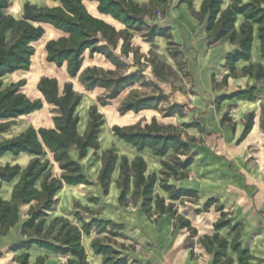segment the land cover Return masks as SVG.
Segmentation results:
<instances>
[{
    "label": "crops",
    "instance_id": "1",
    "mask_svg": "<svg viewBox=\"0 0 264 264\" xmlns=\"http://www.w3.org/2000/svg\"><path fill=\"white\" fill-rule=\"evenodd\" d=\"M9 1L11 3V0ZM203 1L192 0L196 12H200ZM27 2L38 7L58 6V3L51 0H22L15 13L11 12V4L6 14L16 19H22L24 5ZM135 2L147 5L151 0H135ZM168 2L170 9L167 16L148 17L146 22L150 26L157 25L161 28L171 29L173 40L184 56L183 59L179 58L183 67L181 70L168 53L169 46L166 38L155 37L152 43H148L143 37L145 32L130 30V33L133 34L132 47L140 49V52H144L143 55L147 57H149L148 53L153 51L158 59L169 65L185 83L184 85L182 82L180 83L182 88H174L176 83L173 77H170L166 82H160L153 74L151 66L149 72H146L147 68L142 69L143 75L147 76L148 74L149 76H145L147 81L157 83L166 95H171L172 105H184L190 110H185L184 117L179 115L164 116L160 110L162 104L157 110H145L139 114L130 112L121 116L118 108L129 98L125 96L126 91H136L134 89L140 83L124 90L109 106H100L98 98L108 93L106 89L96 88L87 92L79 83L78 78L72 79L68 75L66 65L58 68L55 64L46 61V44L51 40L65 36L64 33L48 24H42L45 30L43 38L32 44L35 48V55L32 58L30 71H18L3 78L5 86L25 81L26 85L22 88V92L31 99H42L43 101L44 97L37 89L41 78L56 79L60 92L63 91L66 83L71 82L74 90L83 95L82 102L78 107L80 116L78 133L81 136L87 131L89 110L92 106L96 105L104 117L105 122L99 135V150L89 149L87 157L80 160L77 148L70 149V156L79 161L83 173L91 185L64 184L55 196L53 209L48 212L46 227L48 228L56 218H65L73 225L82 228V223L76 217L77 213L87 223L99 220L121 225L123 229L118 232L122 237L115 239L117 245L114 247L122 253L123 257L127 258L128 264H214V256L199 243V239L219 234L231 244L239 233L238 243L252 256L249 264H264V128L262 126L264 57L257 27L253 34L250 59L240 60L235 64L236 76L234 77L231 75V69L226 67V60L229 54L239 50V46L230 42H222L215 37L209 38L206 25L201 24L191 14L187 4L180 5V0H168ZM83 3L91 15L112 25L117 31L126 29L123 24L111 16L101 14L98 11L97 2L83 0ZM229 4L230 0H224L223 9H226ZM243 22L244 18L239 16L236 22L237 32L240 31L239 28ZM122 45L123 41L121 40L115 52L116 55L126 63L131 61V68L127 74L136 72L140 69L139 65L135 64L133 54L130 53L129 57L122 56ZM37 46L40 47L39 51ZM251 66L262 67L263 76L261 79L256 78V70L252 74L244 73ZM93 68L116 70V67L103 55L91 56L90 52L86 51L80 74ZM184 70L185 73L188 72L192 76L190 82L184 80L181 73ZM226 76H228L227 83H224ZM27 83L34 89L32 96H29L25 91ZM252 88L256 89V100H240L233 97L237 93L249 91ZM115 103L117 105L113 107ZM52 108L45 102L42 110L14 120V124L7 131L11 133V136H6L7 132H5L1 136L6 137L0 140L16 137L29 127L36 130L40 128L54 129ZM250 114H254L252 129L244 135ZM135 115L140 118L137 123H128V120H125ZM173 117H177V120ZM154 118L161 125L180 128L182 140L190 146L193 163L185 171L187 177L184 179L171 177L168 181L169 184L179 189L191 190L198 194L195 201L186 199L175 202L178 214L190 220L192 227L197 230L196 236H191L187 229L175 230L176 217L173 215H162L157 222L154 221L155 215L151 218L147 217L142 212L141 201L137 206H121L118 201L121 191L116 185L119 177L118 167L113 173L108 196L103 194V189L98 182L102 162L96 155L101 156L104 151L110 149H113L119 156H126L130 160L143 157L147 164L146 175L156 173L159 178L161 177L162 161L169 160L174 155L173 151L163 158L154 156L151 149L139 152L133 146L114 136L112 131L115 125L127 127L141 123L144 126L150 124ZM19 121L20 124L23 123L22 126L16 123ZM8 122L10 121H0V124ZM193 122L198 123L201 130L196 127H183L184 124ZM91 155L95 156V158L93 157V172H89L85 167L90 162ZM33 158L34 156L28 154H21L17 157L6 154L0 158V166L18 165L25 169ZM181 158L185 159L184 156ZM44 160H49L52 168L49 179H61L62 170L54 161L53 155L48 153ZM19 181L20 177L11 183L0 180V200L11 201L14 187ZM36 187L41 190V180ZM155 194L165 198L167 203H171L169 194L160 187L159 182L155 186ZM91 198H97L98 202L91 201ZM210 200H215L216 204L204 211L206 203ZM36 204L33 202L28 205H19L17 225L5 236L0 233V264H19L18 259L25 254L29 255L28 264H66L70 258V256H61L38 246H33L29 250L13 249L24 242L36 240L35 237L22 235V227L30 218V209ZM217 207L223 208L225 221L230 224L229 227L217 230L218 222L222 218V213L217 210ZM196 210H201L202 213L197 214ZM203 214H207L208 218L204 223H198L194 216ZM232 228H236V231ZM107 236V232L100 233L97 228H93L90 235L82 236V245L89 264H104V256L95 254L92 243L95 239ZM128 244H132L133 247H129ZM228 256L232 258L233 264H238L236 253L228 250ZM40 260L42 263H38Z\"/></svg>",
    "mask_w": 264,
    "mask_h": 264
},
{
    "label": "trees",
    "instance_id": "2",
    "mask_svg": "<svg viewBox=\"0 0 264 264\" xmlns=\"http://www.w3.org/2000/svg\"><path fill=\"white\" fill-rule=\"evenodd\" d=\"M58 3L56 7H38L27 2L24 5L22 19H16L7 15L10 8L9 0H0V121H10L0 124L1 135L7 132L14 124V120L28 116L44 108V103L51 105L53 113L54 129L40 128L36 130L29 127L16 137L8 140H0V158L6 154L17 157L21 154L34 156L29 165L22 169L20 166H0V180L11 183L17 177L20 181L15 185L11 201L0 200V226L1 235L5 236L14 228L19 221V205L31 204L29 220L22 227V235L35 237L36 240L24 242L14 250L31 249L33 246L52 251L61 256H70L66 264H89L86 251L82 245V236L90 235L93 228L100 233L107 232L105 238L95 239L92 247L96 255L104 256V264H128L127 258L114 247L117 245L116 238L122 237L119 230L123 226L113 222L93 220L90 223L83 221L79 213L76 214L78 221L83 225L79 228L65 218H56L46 227V218L55 205V196L63 188V185H91L83 173L79 161L72 159L70 149L76 147L79 152V159L87 157L89 149L99 150V135L104 125V117L98 111V107L92 106L89 110V124L86 133L81 136L78 133L80 116L78 107L83 95L74 90L71 82L64 85L60 92L58 81L51 78H41L37 85L38 91L43 95L42 99H31L22 92L26 85L25 81L12 83L5 86L3 78L18 71H30L32 58L35 55L33 43L40 41L45 35L42 24H48L61 31L65 36L49 41L45 48L47 52L46 61L55 64L58 68L66 65L68 75L72 79L78 78L87 92L96 88H103L108 93L98 98V104L107 107L117 99L120 94L137 83L150 84L157 90L153 95H141L133 92L132 95L118 108L121 116L133 112L139 114L145 110H157L159 106L169 100L155 82H148L144 79L143 70L139 69L130 74L121 75L119 70L122 67V59L116 55L119 42L122 40V56L129 57L138 49L132 48L133 34L145 32L144 40L152 43L155 37H164L168 40L169 55L176 62L179 70L183 54L179 46L174 42L170 28H161L157 25H148L146 18L162 15L167 16L170 5L168 0H151L147 5H140L135 0H88L98 3V11L103 15L111 16L114 20L123 24L126 29L117 31L115 27L91 15L85 7L83 0H51ZM179 4H187L191 14L201 23L206 25L209 38H217L222 42H230L239 46V50L227 56L226 67L234 72L235 64L240 60H249L253 42L255 27L261 42L262 56L264 57V0H230V4L223 9L224 0H204L200 12L193 8L192 0H180ZM242 16L244 22L236 30L238 17ZM89 51L91 56L103 55L111 62L116 70H104L101 68L90 69L81 73L84 62V54ZM145 61L153 68V74L160 82H166L170 77H176V72L160 61L157 55L151 51L150 57L145 56ZM136 64L142 66L139 60ZM185 64V63H184ZM256 70V78L263 76L262 67H249L244 73L252 74ZM228 76L224 78L227 83ZM255 88L235 94L233 97L240 100H256ZM186 106L173 104L162 112L166 117L179 115L185 116ZM262 126L264 128V104L262 105ZM254 114L248 116L244 135L248 134L253 125ZM184 128H200L196 122L184 124ZM114 136L123 142L133 146L141 152L151 149L154 156L166 157L170 151L174 155L169 160H163L161 177L154 173L146 175L147 164L143 157L130 160L126 156H119L113 149L104 151L97 156L102 162V168L98 176L103 194L109 195L112 176L116 168H119V177L116 181L121 191L119 204L123 207L137 206L141 201L142 212L149 218L154 215L155 222L162 215H173L176 217L174 229H187L191 236L198 234L192 227L190 220L178 214L175 205L177 201L186 199L195 201L198 194L191 190L179 189L169 184L168 179H184L187 177L185 171L193 163L190 156V146L182 140V131L175 126H164L154 118L150 124L142 126L141 123L120 127L113 126ZM194 141V140H192ZM51 153L54 161L62 170L61 179H49L51 165L49 160L44 158ZM185 157L182 159L181 157ZM41 180V190H38L37 183ZM160 187L169 194L171 203L155 194V186ZM98 202L97 198L90 199ZM216 204L215 200L206 203L204 211ZM222 213L218 222L217 230L229 227L225 221V213L222 207H217ZM197 214L201 210L195 211ZM109 229V230H108ZM236 231V228H232ZM237 233L230 244L219 234L204 236L199 243L206 248L208 253L214 256V264H233L232 258L228 256V250L238 256V264H249L252 256L242 249L238 243ZM19 264H28L29 255L25 254L18 259ZM38 263H42L40 260Z\"/></svg>",
    "mask_w": 264,
    "mask_h": 264
},
{
    "label": "rangeland",
    "instance_id": "3",
    "mask_svg": "<svg viewBox=\"0 0 264 264\" xmlns=\"http://www.w3.org/2000/svg\"><path fill=\"white\" fill-rule=\"evenodd\" d=\"M21 1L22 0H11V4H12V7H11V12L12 13H15L17 10H18V7H19V5H20V3H21ZM118 28H120V27H118ZM132 48H134V47H132ZM39 49H40V47H38L37 46V50L39 51ZM136 48H134V50H135ZM131 54H133V56H134V60H135V64H136V61L137 60H139V62L142 64V66H140V69H145V68H147V70H146V72H149L148 70H149V67H150V65H148L147 63H146V61H145V56L143 55L144 54V52H140V49H138V53H136V54H134L133 52H131ZM149 54V57H150V52L148 53ZM130 55V54H129ZM128 63H126V61H124V60H122V67H121V69L118 71L119 72V74H121V75H126L127 74V72L129 71V69L131 68V61H127ZM137 65V64H136ZM182 73V76H183V78H184V80L186 81V82H190L191 80H192V76L187 72V73H185V70L183 71V72H181ZM146 76V75H145ZM145 76H144V79H142V81H144L145 82ZM146 77H149L148 76V74H147V76ZM174 79V82L176 83V87L174 86V88H182L181 86H180V83L182 82L183 83V85L185 84L182 80H181V78L179 77V76H176V77H174L173 78ZM147 81V80H146ZM148 82H151V81H148ZM33 88H31V86L27 83V86L25 87V91L27 92V94L29 95V96H32L33 95ZM134 90H136V91H134V92H138L139 94H141V95H153V94H156L157 93V90L156 89H154L150 84H146V83H140L138 86H136V88L134 89ZM132 93L133 92H131V90H127L126 91V93H125V96H127V97H130L131 95H132ZM171 96V95H170ZM170 96H169V100L167 101V102H165V103H163L162 105H161V108H160V110H164L165 108H167L168 106H170V105H172V103H171V101H173V98H170ZM175 102V101H174ZM115 105H117V103H115V104H113V107H115ZM188 109V108H187ZM186 109V111H190L189 109L187 110ZM161 111V112H162ZM160 113V112H159ZM160 115H162V114H160ZM174 119H176L177 120V117H173ZM125 120H128L127 122L128 123H137L139 120H140V118H139V116H130V117H128V118H126ZM24 122V121H23ZM18 125H20V126H22L23 125V123L22 124H20V121L19 122H16ZM27 123V122H26ZM15 128V127H14ZM13 128V129H14ZM19 128V127H18ZM14 133L16 132V131H13ZM6 136H11V133L10 132H7L6 133ZM5 136V137H6ZM4 137V135H3V137L1 136V138H5ZM93 157L95 158V156H90V162H88L86 165H85V167H87V169L89 170V172H93V167H94V162H93ZM195 215V214H194ZM126 217H128L127 215H126ZM195 217V219H196V221L198 222V223H204L205 221H206V219L208 218V215L207 214H203V215H199V216H194ZM120 242V241H119ZM128 246L129 247H133V245L132 244H128Z\"/></svg>",
    "mask_w": 264,
    "mask_h": 264
}]
</instances>
